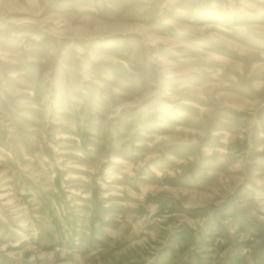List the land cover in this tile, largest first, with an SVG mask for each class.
Returning <instances> with one entry per match:
<instances>
[{
    "label": "rangeland",
    "instance_id": "rangeland-1",
    "mask_svg": "<svg viewBox=\"0 0 264 264\" xmlns=\"http://www.w3.org/2000/svg\"><path fill=\"white\" fill-rule=\"evenodd\" d=\"M0 193V264H264V0H0Z\"/></svg>",
    "mask_w": 264,
    "mask_h": 264
},
{
    "label": "bare ground",
    "instance_id": "bare-ground-1",
    "mask_svg": "<svg viewBox=\"0 0 264 264\" xmlns=\"http://www.w3.org/2000/svg\"><path fill=\"white\" fill-rule=\"evenodd\" d=\"M33 1V0H32ZM10 2V0H9ZM12 2V1H11ZM149 38V37H148ZM147 38V39H148ZM151 39V38H150ZM152 40V39H151ZM153 41V40H152ZM0 198L1 199H4L5 200V204L8 203V204H13L12 202V198L9 197V194L8 193H0ZM7 199V200H6ZM11 207H15L16 209L15 210H19L18 213L20 212V208L16 205V204H13ZM23 219V218H21ZM24 222V221H23Z\"/></svg>",
    "mask_w": 264,
    "mask_h": 264
}]
</instances>
